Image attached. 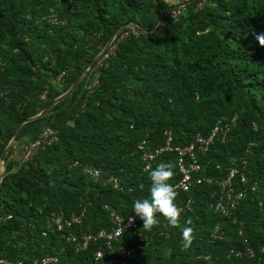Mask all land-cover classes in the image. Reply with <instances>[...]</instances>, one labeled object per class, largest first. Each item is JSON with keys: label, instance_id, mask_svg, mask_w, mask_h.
Listing matches in <instances>:
<instances>
[{"label": "trees", "instance_id": "trees-1", "mask_svg": "<svg viewBox=\"0 0 264 264\" xmlns=\"http://www.w3.org/2000/svg\"><path fill=\"white\" fill-rule=\"evenodd\" d=\"M185 1L180 15L164 16L165 23L152 31L117 32L115 40L121 32L129 34L114 41L90 92L83 89L85 71L68 95L20 125L0 177V215H9L0 219V257L27 262L57 253V264H264V46L257 40L264 35V0H205L199 9H193L198 0ZM157 6L160 12L167 9L159 0H0V153L18 124L64 92L87 65L94 66L99 47L92 37L103 45L128 22L150 29L153 25L142 26L137 15ZM50 8L57 23L43 17ZM64 68L62 80L55 81ZM220 118L229 127L223 141L215 138L197 156L198 174L211 181L177 192L178 207L191 196L189 208L181 209L180 227H170L157 214L149 231L136 216V228L114 242L124 241L127 256L109 252L101 240L75 251L65 239L73 229L61 235L47 227L51 211L66 214L84 205L80 231L109 229L102 205L126 217L136 199L150 195L136 143L145 138L152 148L168 130L171 145L184 146L196 133L206 136ZM46 125L58 131L54 142L22 161L20 153L9 157L13 145L21 148ZM240 157L246 160L247 183L255 187L239 200L232 222L213 213L209 203L215 181ZM175 160L174 151H164L153 165H173L169 183L178 179ZM74 161L98 168L99 179L87 177ZM111 177L131 190L112 189ZM215 224L224 234L210 240ZM185 226L194 229L187 250L181 247ZM243 245L252 249V257L226 255ZM96 250L102 252L97 259Z\"/></svg>", "mask_w": 264, "mask_h": 264}, {"label": "built area", "instance_id": "built-area-1", "mask_svg": "<svg viewBox=\"0 0 264 264\" xmlns=\"http://www.w3.org/2000/svg\"><path fill=\"white\" fill-rule=\"evenodd\" d=\"M60 2L62 0H56ZM68 3L71 0H67ZM205 0H198L193 9H199ZM186 1L181 0L176 5L167 8L164 11L160 12L161 22L164 21V16L176 17L180 15L186 9ZM50 23H57V19L50 8L48 12L43 16ZM132 29V28H131ZM133 33H136L135 29H132ZM113 41V39H111ZM108 43L101 52L98 53V56L95 57V64L93 67L87 65L84 68L85 71H88L89 74L83 81V89L88 93L91 89L97 84L96 79V69L101 66L109 57L114 49V43ZM67 69H62L54 78L55 81L62 80V77L66 74ZM83 73V74H84ZM82 74V76H83ZM81 76V77H82ZM46 89L42 90L39 93V99H45ZM2 91L0 90V95ZM232 122L233 119H230ZM228 122L224 118L218 119L209 133L206 136H203L199 133H196L192 140L184 146H172L171 145V133L168 130L163 131V142L159 145H155L152 148H147V140L145 138L140 139L135 145V153L138 156V159L141 163L142 172H146L149 176L146 168H153L156 158L164 151H174L176 153V173L178 174V179L170 183L174 186L176 192L184 191L188 192L190 187L193 185L200 184L202 181L210 182L211 178L199 175L200 164L198 162L197 156L204 154L209 145L213 142L215 138H218L220 141H223L227 131H228ZM58 131L54 127L49 125L43 126L39 129L37 134L31 140L25 142L21 147V161L31 157L32 153L43 148L45 145H48L54 142L57 138ZM73 165H77L81 168L83 174L89 177L92 180H98L100 176V170L88 163H79L74 161ZM246 160L244 157L238 158L236 161L230 162L226 166V174L223 178L216 180L217 189L212 193V200L209 203V207L213 213H218L220 215L231 217L232 222H235V217L231 216L233 214L238 202L240 199L244 198L247 191L254 190L255 183H247V178L244 172ZM110 186L112 189L123 192L130 191V187H124L116 177L110 178ZM85 202V201H84ZM191 202V196L187 194L186 200L182 205L179 206L180 209H188ZM87 203V202H86ZM102 208L107 212L108 219L111 222V227L109 229L98 228L97 230L90 232H82L79 228V223L81 221L84 205L81 210L71 211L69 213H63L61 211H51L47 215V227L52 230L60 232L61 235L64 234V231L67 229H73L74 231H69L65 236V239L70 241L73 244L74 250L84 249L87 244L91 241L101 240L104 244V247L112 252L116 250L122 256L129 255V249L125 245L124 241L115 244L118 238L122 235L125 230H134L136 228L134 212L130 213L126 217H122L117 214L112 209H109L106 205H102ZM9 215H0V219L8 218ZM240 232V230L238 231ZM137 239L141 242H145V236L134 231ZM42 235L45 234V231L41 232ZM224 234V231L221 229L219 224H215L212 230L209 233V239H221ZM242 254L248 257H252V249L243 245L241 248H230L227 251V256L239 257ZM94 258H100L102 255L101 250H96L93 253ZM202 258H206L207 255H202ZM58 256L57 253L54 254H44L39 257L30 259L27 262H24L21 259H9L5 257H0V264H57ZM232 264V263H228ZM235 264V263H233Z\"/></svg>", "mask_w": 264, "mask_h": 264}, {"label": "clouds", "instance_id": "clouds-1", "mask_svg": "<svg viewBox=\"0 0 264 264\" xmlns=\"http://www.w3.org/2000/svg\"><path fill=\"white\" fill-rule=\"evenodd\" d=\"M257 40L264 46V35H258ZM151 181L149 198L136 199L133 203L132 212L143 221V229L151 231L157 225V214L162 215L170 227H180L181 209L174 202L177 192L169 181L174 176L171 163L160 162L154 169L146 168ZM140 190L144 185H139ZM191 224V220L186 221ZM181 247L187 250L194 240V229L189 226L181 228Z\"/></svg>", "mask_w": 264, "mask_h": 264}, {"label": "rangeland", "instance_id": "rangeland-1", "mask_svg": "<svg viewBox=\"0 0 264 264\" xmlns=\"http://www.w3.org/2000/svg\"><path fill=\"white\" fill-rule=\"evenodd\" d=\"M161 3H163L164 7H172L174 5H176L177 3H179L181 0H159ZM65 8V7H64ZM166 9V8H165ZM59 10H61V13L60 15L63 16L64 14V11L63 9L59 8ZM159 7H151L150 9H148L147 11H143V12H140L138 15H137V18L138 20L140 21V23L142 24V26H150V25H153L152 27H154L158 22H159V19H160V14H159ZM165 23V20L160 22L159 25H162ZM130 24L131 25H134V26H137L136 24L132 23V22H128L126 24H124L123 26H121L120 28V31L123 29V28H130ZM137 27H140V26H137ZM144 28V27H142ZM119 31V32H120ZM129 34L128 32H121L119 34V36L117 37V39L121 38V37H124L125 35ZM116 35V34H115ZM115 35L111 36L107 41H105V43L102 45L100 42H97V38L96 37H92L91 41L95 42L97 47H99V52H101L105 47H107L108 43L111 41V39H113V41H111V43H114V41H116L114 38H115ZM89 51V50H88ZM98 53L95 55L98 56ZM58 87H59V84H57ZM70 86V85H69Z\"/></svg>", "mask_w": 264, "mask_h": 264}, {"label": "water", "instance_id": "water-1", "mask_svg": "<svg viewBox=\"0 0 264 264\" xmlns=\"http://www.w3.org/2000/svg\"><path fill=\"white\" fill-rule=\"evenodd\" d=\"M161 22V16H160V19H159V22L152 28L150 29H145V28H142V27H137V26H134V25H131L130 24V27L132 29H135L136 31H139V32H146V31H152L153 29H155L156 27L159 26ZM120 27L114 32L113 35H115L117 32L120 31ZM112 35V36H113ZM84 73V71H81L75 78L74 80L71 82L70 86L64 91L62 92L61 94L57 95L46 107H44L41 111H39L37 114L23 120L20 124L17 125L14 133L12 134L11 138L9 139V141L6 143V145L4 146L3 150L1 151L0 153V177L2 175V172H3V161H4V157L6 155V152L8 151L10 145L13 143L14 139H15V136H16V133H17V130L18 128L20 127V125L25 122V121H28V120H31V119H34L35 117L41 115V114H44L48 111V109L55 103L57 102L58 100L62 99L63 97H65L66 95H68L70 93V91L77 85L78 81L80 80L82 74Z\"/></svg>", "mask_w": 264, "mask_h": 264}, {"label": "crops", "instance_id": "crops-1", "mask_svg": "<svg viewBox=\"0 0 264 264\" xmlns=\"http://www.w3.org/2000/svg\"><path fill=\"white\" fill-rule=\"evenodd\" d=\"M20 143L18 145H13L12 146V151L11 154H9V157H13L14 159H17L19 156V153L21 154V148H20Z\"/></svg>", "mask_w": 264, "mask_h": 264}]
</instances>
